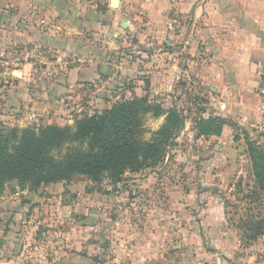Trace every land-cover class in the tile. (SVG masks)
Instances as JSON below:
<instances>
[{"label": "crops", "instance_id": "crops-1", "mask_svg": "<svg viewBox=\"0 0 264 264\" xmlns=\"http://www.w3.org/2000/svg\"><path fill=\"white\" fill-rule=\"evenodd\" d=\"M263 77L264 0H0V124L72 126L145 95L184 115L163 163L127 173L98 211L87 194L48 210L50 227H67L47 232L40 264H261L225 201L245 185L246 143L264 148L252 129ZM208 117L220 135L197 134ZM151 118L155 131L164 116ZM243 173L253 179L249 160Z\"/></svg>", "mask_w": 264, "mask_h": 264}, {"label": "trees", "instance_id": "trees-1", "mask_svg": "<svg viewBox=\"0 0 264 264\" xmlns=\"http://www.w3.org/2000/svg\"><path fill=\"white\" fill-rule=\"evenodd\" d=\"M164 116L160 128L141 139L142 115ZM176 108L164 110L148 96L121 99L109 109L82 116L72 126L39 125L26 128L0 127V186L17 181L29 190L42 185L69 182L82 175L93 183L101 177L111 184L125 180L127 173L158 167L167 148L183 125ZM226 124L219 117L199 118L198 135H220ZM256 189L264 193V154L256 142L246 143Z\"/></svg>", "mask_w": 264, "mask_h": 264}, {"label": "rangeland", "instance_id": "rangeland-1", "mask_svg": "<svg viewBox=\"0 0 264 264\" xmlns=\"http://www.w3.org/2000/svg\"><path fill=\"white\" fill-rule=\"evenodd\" d=\"M145 96L149 98V95ZM159 99L163 100L164 97ZM115 102L112 100L111 106H114ZM156 104H163V101ZM81 105L85 109L86 106L82 102ZM86 112L83 116L91 115L92 111ZM190 113L188 111L185 114L186 117ZM151 117V114L141 116L144 129L141 135L143 140H148L151 136L150 133L157 131L163 124L157 130L152 131ZM2 125L0 124V127ZM167 152H169V148H167ZM262 152L264 154V148H262ZM244 176L245 185L240 186L236 191H231L229 195L226 194L227 223L229 228L238 233L243 248L247 250L252 248V251L248 253L261 252L257 254L261 259V264H264V193L255 188L254 179L249 173H244ZM117 186V184H111L106 176L101 177L98 183H93L82 175L73 176L69 182L42 185L34 190H29L27 185L19 186L15 180L3 182L0 186V239L2 240L0 264H40L39 255L43 248L51 250L45 247L49 241L47 232L63 231L66 230L64 227H67H50L45 218L48 210H52V207L59 203L67 206L86 200L87 197L84 194H87L96 196L94 199H89L92 210L96 212L104 205L103 194H115L118 190ZM107 189H109L108 192ZM70 213L75 218L74 224L80 227L78 218H83L80 211ZM94 215L93 222H101V219ZM97 230L99 232V229Z\"/></svg>", "mask_w": 264, "mask_h": 264}, {"label": "built area", "instance_id": "built-area-1", "mask_svg": "<svg viewBox=\"0 0 264 264\" xmlns=\"http://www.w3.org/2000/svg\"><path fill=\"white\" fill-rule=\"evenodd\" d=\"M259 94L261 96H264V77L261 80V84L259 87ZM225 108L224 104L219 105V109L223 110ZM258 113L260 114V120L257 124H254L252 126L253 131L256 133L257 136L264 138V108L259 107L257 108ZM248 163V158L246 156V153L239 154L237 158V164H238V171H237V180H243L245 178L244 176V168L246 164ZM244 183L242 182L241 185Z\"/></svg>", "mask_w": 264, "mask_h": 264}, {"label": "water", "instance_id": "water-1", "mask_svg": "<svg viewBox=\"0 0 264 264\" xmlns=\"http://www.w3.org/2000/svg\"><path fill=\"white\" fill-rule=\"evenodd\" d=\"M112 6H114V7H115V2H114V3H112ZM1 246H2V240L0 239V248H1Z\"/></svg>", "mask_w": 264, "mask_h": 264}]
</instances>
